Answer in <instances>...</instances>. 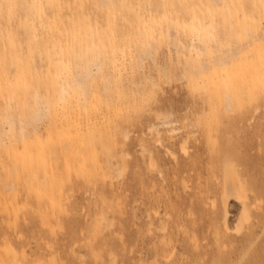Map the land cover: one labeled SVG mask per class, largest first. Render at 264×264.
<instances>
[{
	"label": "rangeland",
	"instance_id": "obj_1",
	"mask_svg": "<svg viewBox=\"0 0 264 264\" xmlns=\"http://www.w3.org/2000/svg\"><path fill=\"white\" fill-rule=\"evenodd\" d=\"M0 264H264V0H0Z\"/></svg>",
	"mask_w": 264,
	"mask_h": 264
},
{
	"label": "bare ground",
	"instance_id": "obj_2",
	"mask_svg": "<svg viewBox=\"0 0 264 264\" xmlns=\"http://www.w3.org/2000/svg\"><path fill=\"white\" fill-rule=\"evenodd\" d=\"M101 3L103 2V0H99ZM237 50L239 52H241L242 50V47L241 45H237ZM114 56V55H113ZM231 61V56L226 52V51H222V53L216 58L214 59L213 61V65H218L220 63H228ZM97 66H98V71L97 73L99 72V69H101L103 66L99 65L98 63H95ZM52 72V71H51ZM78 80L81 81V83H85V81H88V80H91L92 78V73L90 72V70H87V71H84V72H80V74H78L77 76ZM113 78V77H111ZM114 81V79H109V82L113 83L112 81ZM108 82V83H109ZM107 85V84H106ZM109 86V85H108ZM107 88V87H106ZM107 90V89H106ZM108 92V91H107ZM83 94H85V91H83ZM109 94V93H108ZM107 94V95H108ZM71 95V94H70ZM72 96H74L72 94ZM124 96V95H123ZM132 96V95H131ZM122 97V95H121ZM66 98L67 96L64 95L60 101L63 103L64 105V102L66 101ZM120 98V97H118ZM125 98V97H124ZM128 99V98H127ZM79 101V100H78ZM109 102V101H108ZM72 103V102H71ZM81 104V103H80ZM138 104V103H137ZM79 105V104H77ZM41 118V114L39 113V110L37 109L36 113L33 114L30 118V123L31 125L34 124ZM24 127V126H23ZM36 127V126H34ZM25 129V127H24ZM21 130H23V128L21 127ZM36 130V129H35ZM25 131V130H24ZM22 131V132H24ZM182 147V146H181ZM185 148V147H184ZM183 148V150H184ZM185 151V150H184ZM224 192H225V195H224V198H223V205L225 208H227V205L232 202V201H242L244 200V195L243 193L240 191V189L238 188V185L237 183L234 181V180H227L226 183H225V187H224ZM227 214V212H226ZM248 220V216H247V212H246V209L243 208L242 209V214L240 215V218L238 220V223L236 224L235 226V231L238 232L240 231L241 227H242V224L244 223V221H247Z\"/></svg>",
	"mask_w": 264,
	"mask_h": 264
}]
</instances>
